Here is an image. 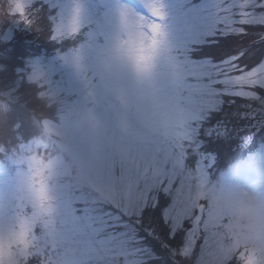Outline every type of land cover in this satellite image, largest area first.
I'll return each instance as SVG.
<instances>
[{
  "label": "snow or ice",
  "instance_id": "6c2138e0",
  "mask_svg": "<svg viewBox=\"0 0 264 264\" xmlns=\"http://www.w3.org/2000/svg\"><path fill=\"white\" fill-rule=\"evenodd\" d=\"M39 2L48 12V39L67 45L59 55L65 63L69 62L66 53H75L73 59H78L81 50L90 51L113 32L112 22L101 26L99 19L76 0L66 4L60 0ZM216 7L218 13L211 29L198 39L180 44L170 37L162 9L146 3V10L140 13L142 19L148 14L147 24L141 26L146 30L121 41L128 46L137 68L144 72L152 67L157 52H163L157 68L159 93L179 112L167 133L151 132L134 102L128 107L116 105L100 84L93 83L87 74L82 77L84 86L95 91L94 110L118 147L107 148L102 159L87 167L74 160L71 150L67 159L58 156L51 199L41 168L36 169L27 196L17 194L12 176L0 179V264H149L161 260L164 264H179V258L193 254L201 238L196 264L228 260L220 254L226 239L224 218L215 203V185L209 180L213 157L200 152L198 137L210 114L220 109L222 96L257 101L264 110V97L250 90L264 88V61L251 69L241 65L247 53L243 48L218 60L210 55L192 60L190 54L218 44V35H244L243 27H234L237 23L264 25V12L255 11L256 7L264 8V2L218 0ZM32 9L27 8L25 0H11V22L32 28L42 11ZM234 10H238L239 21L233 19L237 14ZM85 26L87 30L82 31ZM42 30L37 26V31ZM40 89L52 96L75 95L74 104L82 102V87L71 76L64 88L54 86L48 78ZM204 130L211 132L210 128ZM33 147L31 142L21 141L14 151L19 159ZM192 154L198 157L194 167L189 165ZM84 189L89 190L90 199L74 195ZM160 191L171 198L167 206L159 208L163 228L151 218V210L158 208ZM77 203L84 207L78 208ZM103 204L115 207L118 214L96 207ZM18 219V230L13 231ZM186 222L190 227L185 228ZM181 233L182 241L176 245ZM29 236L31 244L27 243ZM151 242L167 253L166 259L157 255ZM14 244L18 253L12 251ZM241 260L250 264L244 253L232 257L230 264H240Z\"/></svg>",
  "mask_w": 264,
  "mask_h": 264
},
{
  "label": "clouds",
  "instance_id": "9594fccd",
  "mask_svg": "<svg viewBox=\"0 0 264 264\" xmlns=\"http://www.w3.org/2000/svg\"><path fill=\"white\" fill-rule=\"evenodd\" d=\"M25 3L27 8L31 9L36 2L25 0ZM76 3L83 5V0H76ZM3 6L4 14L12 18L9 14L11 0H3ZM140 13L121 0L113 13L111 22L114 29L110 38H101L98 46L90 51L81 50L78 59H73L77 54L66 53L69 62L61 60L72 80L82 87L80 104H74L77 99L75 95L60 93L52 96L41 91L40 85L49 77L39 67H34L27 73V83L37 88L34 98L42 103L45 109H53L54 116L49 117L43 112L34 116V123L39 132L26 141L31 142L34 147L30 152L23 154L22 158L18 159L14 148H6L0 143V160H7L12 165V183L17 194H30L32 177L36 169L41 168L45 173L51 199L58 156L67 159V152L71 150L74 160L87 167L102 159L107 148L118 147L98 119L97 111L94 110L95 91L84 86L82 77L85 74L93 83H98L104 88L112 103L128 107L130 102H134L141 120L148 125L151 132L163 135L178 120V110H174L159 93L157 68L163 52H157L152 67L144 72L137 68L128 46L121 43L132 38L138 30H146L141 26L147 24L148 14L145 13L142 19ZM85 30L87 26L82 29ZM2 70L3 66H0V71ZM9 99L11 97L8 92L0 91V117L9 110ZM85 99L87 102H84ZM120 124L123 128L127 127L123 120ZM260 167L255 160H236L226 166L222 176H248ZM213 185L215 203L222 210L226 232L220 254L228 257V260L222 261L221 264H230L231 258H239L241 253L245 254V258H250V264H264V190H253L239 182ZM52 210L54 209H48ZM18 224L19 219L13 225V231L18 230ZM27 243H33L31 236ZM12 251H19L15 244ZM190 258L191 256L187 257ZM240 264H243L242 260Z\"/></svg>",
  "mask_w": 264,
  "mask_h": 264
},
{
  "label": "trees",
  "instance_id": "16d2710c",
  "mask_svg": "<svg viewBox=\"0 0 264 264\" xmlns=\"http://www.w3.org/2000/svg\"><path fill=\"white\" fill-rule=\"evenodd\" d=\"M41 9L37 23L32 28L21 24L15 37L0 43V66H3V70L0 71V91L5 92L14 86L19 77H25L30 57L56 50L61 51L62 47H67V45H57L48 39V12L45 6ZM7 18L8 16L4 14L3 0H0V28L2 26L5 28ZM37 26L43 30L37 31ZM243 28L244 35H218L216 37L218 44L194 50L193 56L204 58L210 55L218 60L225 54L236 53L243 48L247 50V53L242 58L241 65H247L248 69L257 66L264 57V26L245 25ZM68 45L71 46V41ZM36 90L37 88L29 85L24 78L16 89L18 99L7 101L9 110L0 117V143L6 147L12 148L18 142L29 140L38 134L34 116L41 112L49 117L54 116L53 109H45L44 105L34 98ZM255 90L264 95V88L257 87ZM225 99L227 100L222 107L218 111L214 110L203 124L204 127L217 128L216 130L224 129V134L214 132L209 135L202 129L199 136L202 151L215 156V168L218 170H224L232 161L244 160L264 143V115L262 116V113L253 115L248 108V101L242 97L227 96ZM163 204L164 201L158 203L157 209L151 210V214H157L155 223H158L161 228L164 225L159 219V208ZM182 236V233L178 236L176 245L181 243ZM151 243L157 255L166 259L167 253L159 249L154 242ZM201 244L202 240L198 239L191 258H179V264H193ZM149 264H164V261H150Z\"/></svg>",
  "mask_w": 264,
  "mask_h": 264
},
{
  "label": "rangeland",
  "instance_id": "374dc122",
  "mask_svg": "<svg viewBox=\"0 0 264 264\" xmlns=\"http://www.w3.org/2000/svg\"><path fill=\"white\" fill-rule=\"evenodd\" d=\"M67 2L68 0H60L61 4H66ZM124 2L138 12H144L146 10L145 9L146 3L156 4L158 7L162 9L164 13L165 16L164 23L170 34V37L175 42L180 44L198 39L203 33L209 31L218 13V9L216 7L218 0H199V1L197 0H124ZM261 2H264V0H261ZM120 3L121 0H83V4L87 12L94 19H99L101 26H104L112 21L114 10ZM43 6L44 5H42L39 2V0H37V2L33 6L32 12H34L35 9H41ZM248 10L251 11L252 9L249 8ZM255 11L257 13H261L264 12V8L256 7ZM234 12H236L237 14L233 16V19L239 21L240 17L238 15V10H234ZM12 19L13 17L10 18L8 16L7 22L5 23V28L3 26L0 28V43L4 42L5 40H11L13 37H15L17 29L20 28L19 26L21 24L19 25L13 24L11 22ZM252 25H261V24H252ZM244 26L245 25H240L239 23L234 25V27H244ZM218 27L222 28L223 25H219ZM60 54L61 51L56 50L51 53L48 52L46 54L44 53L30 57L27 62V70L25 71L26 74L24 78L26 79L27 73L31 71L32 68L39 67L50 78L54 86H59L61 88L66 87L67 82L70 79V74L66 69V67L62 64L61 60L59 59ZM190 55L192 60L202 59V58H195L192 52ZM262 61H264V57ZM24 78L19 77L16 80L14 86L5 91L10 94L11 100L18 99V95L16 94V89L22 83V80ZM250 90L257 92L255 89H250ZM258 94L264 97V95H261L260 93ZM225 97H227V95L220 97L223 103L227 100L225 99ZM232 100H230V102H232ZM246 100L248 101L247 102L248 108H250V111L253 115H256L257 113H262V116L264 115V110L261 109V105L259 104V102L248 99ZM223 103L220 105V108L222 107ZM209 128L211 129L210 133L204 130ZM202 129L205 133L209 135L214 132L215 133L220 132L222 134H224L225 132L224 129L216 130L217 128L204 127L203 125H202ZM198 140L201 142L199 137ZM18 144L19 142L16 145H14L12 148H15ZM200 152L205 154V152H203L201 149V143H200ZM212 157H213V161L209 169V180L212 184H220L224 182H228V183L239 182L253 190H264V143L260 144L257 150L247 157L248 160H255L261 165V167L252 175L224 177L222 176L223 170H218L217 168H215V156L212 155ZM196 159H198V157L195 154L190 155L189 165L191 167H194V163ZM12 174H13L12 165L7 160H0V179H7L11 177ZM176 186H178V181ZM81 194L85 195L87 198L90 199L89 190L84 189L83 192L76 191L74 193V195L77 196ZM157 197H158V203L164 201L162 207L167 206V204L171 202L170 196H166L163 191L158 192ZM76 206L78 208L84 207L82 203H77ZM96 207L102 208L103 211L105 212H112L113 214H118V209L108 204L97 205ZM156 217L157 214L155 213L151 214V218L154 223L156 222L155 221ZM187 227H190V225L186 222L185 228ZM199 254L200 251L196 255V257H194L193 264H195V261L199 256Z\"/></svg>",
  "mask_w": 264,
  "mask_h": 264
}]
</instances>
